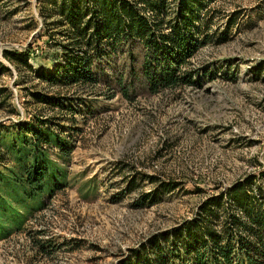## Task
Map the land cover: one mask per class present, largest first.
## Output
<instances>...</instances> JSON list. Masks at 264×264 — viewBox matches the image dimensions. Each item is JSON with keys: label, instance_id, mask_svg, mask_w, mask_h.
I'll return each instance as SVG.
<instances>
[{"label": "rangeland", "instance_id": "374dc122", "mask_svg": "<svg viewBox=\"0 0 264 264\" xmlns=\"http://www.w3.org/2000/svg\"><path fill=\"white\" fill-rule=\"evenodd\" d=\"M208 1L209 37L188 69L211 75L151 94L142 80L124 77L122 89L107 82L117 68L105 63L106 81L93 87L46 88L24 69L18 77L3 50L30 51L33 70L51 71L55 45L33 25L37 0H0V60L11 70L0 74V90L12 93L0 96V264H116L264 168V0ZM34 84L71 95L75 110L34 103L24 89ZM36 115L58 117L50 129L74 149L63 159L44 148L64 187L18 201V187L5 189L20 170L15 153L25 151L17 123Z\"/></svg>", "mask_w": 264, "mask_h": 264}, {"label": "trees", "instance_id": "16d2710c", "mask_svg": "<svg viewBox=\"0 0 264 264\" xmlns=\"http://www.w3.org/2000/svg\"><path fill=\"white\" fill-rule=\"evenodd\" d=\"M208 3V0H37L39 21L33 25L41 24L39 38H44L49 47L55 45L53 70H33L30 51L3 50L2 56L18 77L22 69L30 70L36 79L48 84L46 88L93 87L100 80L106 81L101 67L105 63L107 70L117 68L113 74L108 72L107 82L114 80L122 89L124 77L142 80L149 93L158 94L211 75L203 71L195 77V71L188 69L190 60L209 37ZM119 66L125 67V71H119ZM3 73L11 70L0 60V74ZM32 86L24 89L34 103L51 110H75L71 95L44 90L38 84ZM5 91L0 90L2 101L12 94H3ZM122 92L128 95L126 89ZM11 111L17 112L13 107ZM52 118L59 119L36 115L31 121L23 117L17 123L18 138L25 151L15 153L20 170L8 176L9 187L5 185V189L11 192L9 183L18 187V201H32L43 193L53 195L64 187L58 179L61 174L51 170L54 164L43 149L54 145L61 158L67 159L74 144L62 133L55 134L50 129ZM0 180L4 177L0 176ZM263 183L264 168L223 192L208 196L197 206L193 218L169 232L152 236L116 264H264ZM168 184L170 190L176 188L173 182ZM3 209L4 206L0 207V216L7 213Z\"/></svg>", "mask_w": 264, "mask_h": 264}]
</instances>
